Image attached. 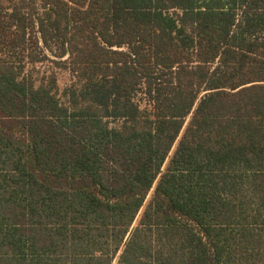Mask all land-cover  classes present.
<instances>
[{
	"label": "trees",
	"instance_id": "obj_1",
	"mask_svg": "<svg viewBox=\"0 0 264 264\" xmlns=\"http://www.w3.org/2000/svg\"><path fill=\"white\" fill-rule=\"evenodd\" d=\"M0 264H264V0H0Z\"/></svg>",
	"mask_w": 264,
	"mask_h": 264
},
{
	"label": "rangeland",
	"instance_id": "obj_2",
	"mask_svg": "<svg viewBox=\"0 0 264 264\" xmlns=\"http://www.w3.org/2000/svg\"><path fill=\"white\" fill-rule=\"evenodd\" d=\"M59 81L60 84H63L64 82L67 81V76L66 75L59 76ZM150 197H151V192H149V194L147 195L145 204L150 200Z\"/></svg>",
	"mask_w": 264,
	"mask_h": 264
}]
</instances>
